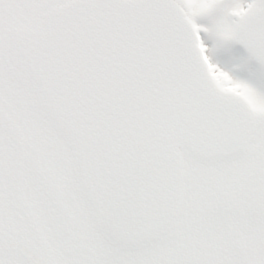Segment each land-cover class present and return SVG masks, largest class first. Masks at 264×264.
<instances>
[{
  "label": "snow or ice",
  "instance_id": "6c2138e0",
  "mask_svg": "<svg viewBox=\"0 0 264 264\" xmlns=\"http://www.w3.org/2000/svg\"><path fill=\"white\" fill-rule=\"evenodd\" d=\"M0 264H264V0H0Z\"/></svg>",
  "mask_w": 264,
  "mask_h": 264
},
{
  "label": "rangeland",
  "instance_id": "374dc122",
  "mask_svg": "<svg viewBox=\"0 0 264 264\" xmlns=\"http://www.w3.org/2000/svg\"><path fill=\"white\" fill-rule=\"evenodd\" d=\"M225 70H228L227 68Z\"/></svg>",
  "mask_w": 264,
  "mask_h": 264
}]
</instances>
